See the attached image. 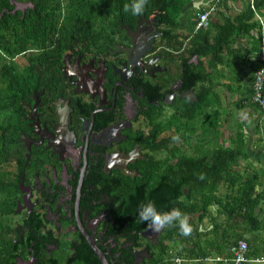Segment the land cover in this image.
<instances>
[{"label":"flooded vegetation","instance_id":"af4514ba","mask_svg":"<svg viewBox=\"0 0 264 264\" xmlns=\"http://www.w3.org/2000/svg\"><path fill=\"white\" fill-rule=\"evenodd\" d=\"M15 2L23 12L31 6ZM165 32L159 17L140 15L119 30L108 26L103 38H60L57 52L32 48L60 61H51L55 68L42 82L27 84L22 99L27 162L22 171L14 164L16 175L21 171L16 213L5 223L18 233L19 224L26 226L20 244L30 233L38 239L24 256L18 240L11 244L14 264H37L41 253L35 256L34 246L45 250L44 264L178 263L175 250L166 251L172 242L160 241L163 230L136 220L138 206L153 200L152 193L160 210L158 186L168 179L163 171L176 170L179 153L193 155L197 144L209 141L208 131L158 126L177 120L179 105L191 116L200 100L189 86L198 56L183 55L188 72L180 71L172 54L184 49L171 51ZM190 90L194 100L184 95ZM209 113L203 106V122ZM177 134L179 142L172 140Z\"/></svg>","mask_w":264,"mask_h":264},{"label":"trees","instance_id":"16d2710c","mask_svg":"<svg viewBox=\"0 0 264 264\" xmlns=\"http://www.w3.org/2000/svg\"><path fill=\"white\" fill-rule=\"evenodd\" d=\"M29 1L31 6L23 12L13 11L12 0H0V264H14L11 244L16 240L20 255L24 256L29 253L28 246L38 239L36 233H30L31 237L20 244L21 231L26 226L19 224L18 233L5 220L16 213L19 177L27 162L20 140L26 86L32 81L42 82L55 68V64L50 66L51 61L59 60V57L47 58L42 53L57 52L60 38H103L108 26L116 31L120 24L138 17L123 11L124 5L131 0ZM221 1H204L197 7L193 0H148L143 13V16L161 19L166 26L164 44L171 51L184 49L182 53L170 52L172 58H178L180 71L188 72L187 65L181 61L183 55L189 52L198 56L189 86L193 85L200 100L194 103L191 116L186 105L177 106V120L158 123L163 131L187 130L202 135L203 131H209V124L217 131L220 111L213 106L211 97L217 101L227 97L229 90H222L218 95L215 87L228 86L230 81L214 80L213 69L229 60L239 63L244 58L251 62V56L256 57L257 62H251L252 73L247 74L244 81V102L256 110L247 111L245 124L249 121L250 127L243 130L236 127L228 136L224 134L226 129L219 127L221 137L219 133L209 137L214 140L215 147L209 150L196 145L193 155L179 153L175 171H163L168 179L158 186L160 211L180 209L189 217L192 228L191 235L186 237L175 227L162 231L160 241L172 242L166 251L175 250L177 264H205L210 255L216 259V264H234L232 247L241 239L248 246V263L264 262V246H260L261 241L264 242V169L252 164L254 156L264 161V107L253 98L255 74L263 66L264 0H242L243 5L234 12L228 11L227 4L220 6ZM212 7L207 27L196 28L199 15ZM239 38L249 41L247 53L234 46ZM50 40L52 46L46 48ZM34 46L42 49V53L33 54ZM17 56L22 57L20 63L15 60ZM259 91L264 98V84ZM203 106L213 107L204 122ZM253 111L257 115L254 122L248 119ZM230 120L225 118L226 126ZM251 131H255L256 136H250ZM258 149L262 152L257 153ZM14 164H19L21 169L17 175ZM200 174L203 179L198 178ZM170 181L176 184L170 185ZM156 195L152 193L151 200L155 205ZM205 220L208 225L204 224ZM34 250L35 256L41 253L37 264H44L45 250L35 246Z\"/></svg>","mask_w":264,"mask_h":264},{"label":"rangeland","instance_id":"374dc122","mask_svg":"<svg viewBox=\"0 0 264 264\" xmlns=\"http://www.w3.org/2000/svg\"><path fill=\"white\" fill-rule=\"evenodd\" d=\"M193 1H194V5L199 7L201 2H204V1L209 2L211 0H193ZM243 3H244V1H242V0H222L220 6L224 7L225 4H227L228 11L234 12V11H236V8H239L240 6H242ZM244 38H247V37H244ZM244 41H246V39H244ZM237 45L238 44L236 43L235 46H237ZM243 55H246V54L243 53ZM247 57L248 56H246L245 58L247 59ZM250 58H251L252 63L255 62L257 64L256 57L251 56ZM15 60L20 63L22 60V57L17 56V57H15ZM243 60H244V58H242L241 61H239V63L235 60L225 61V63L217 64L216 68L213 69L214 76H216V77H214V80H217V81L220 80L223 83H226L229 81L230 82L228 83V86L227 85L225 86V84H222L220 87H218L217 85L215 87V90L217 89L216 92L218 95H221L222 90H225V91L229 90V91H226L228 93L227 97H221L220 101H217L216 99L211 97L213 106L219 108L220 116L218 118V123H217L218 130L217 131L212 128L211 124H209V131H208L209 137L210 136L213 137L214 134L218 135V133L220 136L221 133L219 131L221 128H222V130L226 129L224 131V134H225V136H228V134H230L232 129L236 130V127H237V129L240 128L241 130H243L244 128L250 127V125H248L249 121L247 124H245V121H246L245 117L248 113L247 111L248 110L251 111L253 109V106L251 105L252 109H250V106L244 102V96H245L246 92L244 89L243 80L246 79L247 74L252 73L253 65L248 60H244V61ZM211 109L213 110V107H211ZM254 111H256V110H254ZM254 111L252 112V116L249 115V117H248V119L252 120L253 122L255 120H257V115H256V112H254ZM226 117L231 119L230 124H228L227 126L225 123ZM219 127H220V129H219ZM254 132L255 131H251L250 136H256V133H254ZM196 140H197V136L194 138L195 143H196ZM213 141L214 140H209L206 143L207 149L210 150L216 146ZM197 146H199V145L197 144ZM261 152L262 151L260 149L257 150V153H261ZM252 164L256 168L262 167L264 169V161H258L255 156L253 158ZM262 179L264 181V177ZM212 211H214V210H212ZM204 224L208 225V221L205 220ZM260 246H264L263 241H261ZM215 260L216 259H214V257H212L210 255V257L205 261V264H216ZM225 264H232V263H226L225 262ZM245 264H252V263H245ZM260 264H264V263L261 262Z\"/></svg>","mask_w":264,"mask_h":264},{"label":"clouds","instance_id":"9594fccd","mask_svg":"<svg viewBox=\"0 0 264 264\" xmlns=\"http://www.w3.org/2000/svg\"><path fill=\"white\" fill-rule=\"evenodd\" d=\"M148 0H131L130 4H125L123 11L131 13L134 16L143 15ZM264 84V68L257 72V87ZM173 141L179 142L180 136L177 134L172 137ZM203 179V174L198 176ZM136 220L138 223H146L154 232H160L165 228H178L180 235H191V225L189 217L186 213L178 208H173L169 211H160L154 202H141L138 206Z\"/></svg>","mask_w":264,"mask_h":264},{"label":"built area","instance_id":"2783aa9c","mask_svg":"<svg viewBox=\"0 0 264 264\" xmlns=\"http://www.w3.org/2000/svg\"><path fill=\"white\" fill-rule=\"evenodd\" d=\"M207 10L205 12H202L199 15V20L197 22L196 28H202V27H207L208 25V15L211 12V10ZM261 58H262V64L263 66L260 67L255 74V82H254V89H255V94L253 96L254 101L259 102L260 106L264 107V98L259 91L260 87H257V72L264 68V53H261ZM247 251H248V246L245 240L241 239L238 241V243L232 247V252H233V258L232 261L234 264H244L248 263L250 259L247 256Z\"/></svg>","mask_w":264,"mask_h":264},{"label":"crops","instance_id":"0c3cea01","mask_svg":"<svg viewBox=\"0 0 264 264\" xmlns=\"http://www.w3.org/2000/svg\"><path fill=\"white\" fill-rule=\"evenodd\" d=\"M238 45V47L240 48V51L241 52H248L249 49H250V44H249V41L246 39V41H244V39H238L237 42H236ZM235 46V45H234ZM246 49V50H245ZM246 81V79L243 80V82ZM264 263V262H262Z\"/></svg>","mask_w":264,"mask_h":264},{"label":"water","instance_id":"95a60500","mask_svg":"<svg viewBox=\"0 0 264 264\" xmlns=\"http://www.w3.org/2000/svg\"><path fill=\"white\" fill-rule=\"evenodd\" d=\"M12 2L15 4L16 2H15V0H12ZM16 10V6H15V8H14V10L13 11H15ZM186 97H188V98H190L191 100H194V98H195V95H194V93H193V91H188V93L187 94H184ZM88 241H89V243L93 246V243H92V240H90V239H88ZM98 253H99V255L102 257V255H101V253L98 251V250H96ZM103 264H107L105 261H104V259H103Z\"/></svg>","mask_w":264,"mask_h":264}]
</instances>
